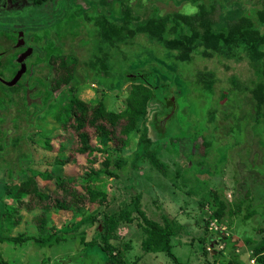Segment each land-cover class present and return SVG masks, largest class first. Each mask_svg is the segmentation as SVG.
<instances>
[{"label": "rangeland", "instance_id": "rangeland-1", "mask_svg": "<svg viewBox=\"0 0 264 264\" xmlns=\"http://www.w3.org/2000/svg\"><path fill=\"white\" fill-rule=\"evenodd\" d=\"M9 1L11 3L7 8L0 5V30L9 31L13 41L0 35L7 54L21 45L19 41L14 42L13 37L17 34L23 38V46L35 52L29 55V63L36 61L38 55L43 58L51 43H54L55 54L58 56V47H63L61 49L66 50L65 55L79 59L78 72L85 81L78 88V97L93 104L103 101L107 110L116 113L122 112L127 106L132 82L125 81V77L131 76L130 72L136 70H145L147 74L153 72V84L172 85V88L169 86L161 91L165 97L170 96L169 99L174 100V106L171 111V107H165V104L163 106L152 102L148 120L139 121L124 147L123 140L127 138L121 134L124 121L119 122L118 134L113 140L102 141L103 147L93 136V130L88 128L93 137L92 144L99 151L92 156L78 154L71 148L69 133L73 130L65 132L55 118L70 99L68 91L64 89L66 86L57 90L49 105L44 108H41L42 99L37 95L39 84L34 77L49 80L57 76L54 72H63L56 70L57 64L54 66L56 69L46 66L47 61L36 65L31 77L24 81L25 90L22 94L29 115L23 112L21 104H11L8 111L0 108V118L3 119L0 127L6 131V139L23 137L22 150L30 154V159L24 164L25 168L39 170L42 177L45 172H51L76 179L78 182L73 185L78 191L90 185L106 193L107 200L103 205H88V216H91L85 218L62 209H52L43 216L42 209L29 211L26 206L18 208L14 217L4 219L1 229L3 238L41 237L57 231L64 232L66 237L50 248L41 247L34 240L22 245L5 241L0 244L3 259L8 264H107L108 258L97 243L105 217L125 209L137 195H141L143 210L148 217L163 221L162 216L166 215L184 225L185 233L182 237H172V257L166 252H145L142 247L143 232L138 221L127 225L126 229L120 231L124 238L113 241L116 252L126 264H262L258 262L254 248L264 238V112L259 110L262 114H257L252 94H243L237 89V85H251L257 79L250 60L213 58L190 63L160 62L148 53L140 54L139 46L143 45L140 40L137 46L122 45L120 49L106 46L100 50L97 46V32L90 23L78 29L74 37H68L63 46L58 33L60 25L67 21L65 16L68 10L74 11L77 7L83 13L95 10L120 20L121 6L117 0H110L113 2L112 9L101 5V0H47L41 6L29 0ZM131 1L133 8L140 10L145 17L150 16L154 6H159L162 16L174 12L194 14L198 9L185 0ZM202 1L206 6H211L213 2L217 5L213 17L219 24H225L228 20L235 21L241 15L259 24L252 10L257 11L264 4V0ZM36 35L43 36L42 43L36 42ZM106 55L105 63L99 64L95 72L84 64V61L96 62L95 58ZM199 71L216 73L213 92L200 87L197 78ZM90 78L95 80L88 82ZM15 99L18 102L21 100L16 94ZM215 100L220 102L222 111L211 123L213 121L209 109ZM155 116L158 125L165 124L162 134L152 125ZM144 126L148 128L152 140L151 149L159 148L157 155L168 166L169 175H162L143 160L138 163V167L130 162L126 170L117 169V176L104 173L109 163L107 168L116 169L118 167L115 162L118 159L131 158L143 150ZM209 132L214 133L215 139L207 157L200 154L194 156V141ZM47 139L56 144L55 151L45 147ZM60 142L65 150H58ZM13 148H8L10 152L5 156L3 165V191L8 192L17 188L19 182L27 176L20 173L17 163L19 153ZM59 160L66 162L61 169L57 167ZM201 162L203 167L199 166ZM8 163L14 168L12 177L7 174ZM90 175L94 179L85 184L84 179ZM41 176L38 179L41 187L54 193L55 180ZM217 193H222L231 210L224 216L222 224L213 217L219 203L211 202ZM8 195L3 193L2 199H7L9 206H14L15 201ZM17 219L19 221L15 224ZM42 220L46 225L43 234L40 228ZM207 222H210L209 227ZM72 229L75 233L66 235Z\"/></svg>", "mask_w": 264, "mask_h": 264}, {"label": "trees", "instance_id": "trees-1", "mask_svg": "<svg viewBox=\"0 0 264 264\" xmlns=\"http://www.w3.org/2000/svg\"><path fill=\"white\" fill-rule=\"evenodd\" d=\"M30 1L37 6H41L47 0ZM185 1L191 4L192 7H198L194 14L174 12L162 16L159 13L161 12L159 6H154L150 16L145 17L141 14L140 10L133 8L131 0H117L121 6V17L120 20H117V18H112L105 13H99L95 10L92 13H83L77 7L74 11H67L65 16L67 21L64 22L65 25H60L61 29L59 28L58 37L64 46L68 37H74L78 29L84 28L83 26H86V23H90L95 27L97 32L98 38L96 40L100 50L106 46H111L112 48L118 47L119 49L122 45L135 44L137 46L138 40H140L141 45L143 44L141 47L139 46L140 54L148 53L151 57L155 56L160 62L190 63L213 58L217 60L228 59L239 61L247 58L250 60L257 79L251 85L239 86L236 83L237 89L243 94L251 93L257 105V114H262L259 110L264 112V32L262 31L264 27V4L257 11L252 10L258 17L259 24L244 15L238 16L236 19L233 16L235 21L228 20L225 24H219L217 19L213 17V12L217 6L214 2L211 6H206L202 0ZM112 3L110 0H101V5L107 6L110 9L113 8ZM35 38L37 39V43L43 42L42 35H36ZM17 40L20 41L22 39L18 37ZM71 40L74 41L75 39ZM1 43L2 40L0 39V76L8 83L0 80V108L8 111L11 104L17 106L21 104L23 105V112L26 116L29 115L30 111L26 110L28 107L24 95H22L25 90L24 81L26 78L31 77L32 70L36 65L47 61L46 66L53 67V69L57 67L58 69L56 70L63 73L54 72L57 76L49 80L34 77L36 83L39 84L37 95L42 99L41 108L48 106L56 91L66 86L64 89L68 91L70 99L55 118L60 122L61 128L65 132L73 130L72 133H69L72 139L71 148L73 147L78 154L92 156L99 151V148L95 144H92L93 137L90 130H87L88 128L93 130V136L101 142L103 147L102 141L104 139L113 140L118 134L119 122L124 121L125 123H122L123 129L121 130V134L127 137L123 140L122 147H124L128 144L131 134L138 127L139 121L141 119H144V121L148 120L149 107L152 102H157L163 106L165 104V107L169 106L171 107V111L173 110L172 105L174 106V100L169 99L170 96L165 97L163 95L164 92L161 91L165 88H172V85L169 83L153 84L151 82L155 77L152 74L153 72L147 74L145 70H136L130 72L131 76L127 75L125 77V81L132 82L131 90L127 95L126 108L122 112L116 113L107 110L103 101L93 104L87 103L78 97V88L84 83L85 79H82L78 72L80 71L77 68L79 59L70 55L71 59L68 54L65 55L66 50L61 49L63 47H58L60 54L58 56L55 54L56 48L54 43H51L43 58L38 55L36 61L29 63L25 62V59L32 52L25 51L19 56L6 57L7 50H5L4 44ZM144 45L146 47H143ZM103 57L95 58L96 62L91 60L84 61V64L95 72V70H98L99 64L105 63L107 55ZM55 64H57L56 67H54ZM59 74L61 75L59 76ZM197 78H199L200 87L212 92L214 91L216 73L212 71H199L197 72ZM94 80L95 78H90L88 82H93ZM125 81L121 82L124 84ZM20 92L22 93L20 94ZM15 94L18 99H21L19 102L15 99ZM161 95H163V98ZM221 111L220 102L215 100L209 109L210 119L213 121L211 123H214L216 115ZM156 116L158 117L159 115L156 114ZM156 116L152 125L158 131H162V134L165 124L158 125V118ZM0 123H3L2 118H0ZM143 131V150L136 152L131 158L123 157L122 159H118L115 162L118 167L116 169L107 168L110 166L109 163L107 167L105 166L104 173L117 176V169L124 168L126 170L130 162L134 163V167H138V163L143 160L147 161L162 175H169L168 166L157 155L159 148L151 149L153 144L148 135V128L144 126ZM6 135V131L0 127V244L8 241L22 245L34 240L39 246L50 248L65 239L64 232L57 231L48 233L45 236L42 235L41 237L28 236L23 238V236H17L3 238L1 229L4 219L14 217L19 211L18 208L24 206L29 211L42 209L44 211L43 216L52 209H62L64 211H73V213L80 214L85 218L91 216H88L90 211L87 209V206L95 204L103 205L107 200V194L91 188L90 185L86 186L85 189L83 188L82 191H78L73 185L78 182L76 179L66 178L61 175L57 176L51 172H45L42 177V173L39 170H35L32 167L25 168L24 164L30 159V154L22 150L21 139L23 137H14L7 140ZM74 135L76 139H74ZM214 139L215 135L213 132L197 137L194 141L193 155L200 154L204 158L207 157ZM55 145L49 139L45 142V147L51 151H55ZM58 145V150H65L61 142ZM11 146L14 147V151L19 153L17 161L21 170L19 172L27 176L19 182L17 188L8 192L6 190L3 191V171H5L3 165L5 163V156L10 152L8 148ZM202 148L203 152L201 151ZM11 163L7 164L9 166L7 169L9 177H12L14 171ZM65 163V161L59 160L57 167L61 169ZM199 166L203 167L204 164L201 162ZM40 176L47 180H55L56 191L54 193H49L41 187L38 181ZM93 179L94 176L90 175L83 182L89 184ZM3 193H9L8 197L15 201L14 206H9L6 203L7 199L6 201L5 198L4 200L2 199ZM215 201L219 203V207L213 217L218 219L219 224H222L224 216L229 214L231 210L229 211V205L222 197V193H217L213 196V202L211 203H215ZM162 217L163 221H158L146 215L143 210L141 195H137L125 209L106 216L100 233V239L97 243L100 244V248L108 258L107 264H126L124 259L116 252V246L113 244V241L123 239L124 235H121L120 231L124 228L126 229L127 225L137 221L139 223L138 226L143 232L142 247L145 252H166L174 257L171 245L172 237H182L185 233V226L180 222L171 220L166 215ZM18 221L19 219L15 221V224ZM209 223L207 222V227H209ZM45 226L44 220H42L40 224L41 234L44 233L42 231H44ZM73 230L67 232L68 234L66 235H73L75 233V231L72 232ZM254 253L257 256L258 262L264 264V238L260 245L254 248ZM0 264H8L3 259L1 251Z\"/></svg>", "mask_w": 264, "mask_h": 264}, {"label": "flooded vegetation", "instance_id": "flooded-vegetation-1", "mask_svg": "<svg viewBox=\"0 0 264 264\" xmlns=\"http://www.w3.org/2000/svg\"><path fill=\"white\" fill-rule=\"evenodd\" d=\"M30 1V0H29ZM10 3H11V1H9V0H0V5L2 4L3 5V8H7L8 7V5H10ZM37 6V5H36ZM7 32V33H6ZM0 33H3V34H1V35H3L4 37H5V39L7 40H10V41H12V39H10V34H9V31H7V30H0ZM6 33V34H5ZM5 34V35H4ZM18 37H21V36H19L18 34H17V36L16 37H13L14 38V42H18ZM21 39L22 40H20L19 41V44H21L20 46H18V47H15L13 50H11V52L9 51V53L10 54H6L7 56H9V55H11L12 57H15L16 55L17 56H19L21 53H23V52H25V51H30V52H32V54L31 55H33L35 52L33 51V49L32 48H26V47H24L23 46V38L21 37ZM4 40V39H3ZM5 41V40H4ZM13 42V41H12ZM5 55V56H6ZM30 57V56H29ZM29 57H27L26 59H25V62H28V60H29Z\"/></svg>", "mask_w": 264, "mask_h": 264}, {"label": "water", "instance_id": "water-1", "mask_svg": "<svg viewBox=\"0 0 264 264\" xmlns=\"http://www.w3.org/2000/svg\"><path fill=\"white\" fill-rule=\"evenodd\" d=\"M7 56V55H6ZM0 80L2 81V82H4V83H8V82H6L1 76H0Z\"/></svg>", "mask_w": 264, "mask_h": 264}]
</instances>
